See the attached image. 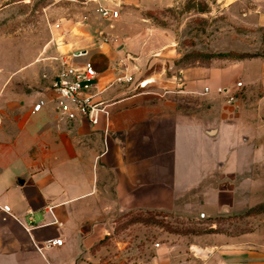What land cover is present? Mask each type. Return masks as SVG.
<instances>
[{
  "label": "crops",
  "instance_id": "0c3cea01",
  "mask_svg": "<svg viewBox=\"0 0 264 264\" xmlns=\"http://www.w3.org/2000/svg\"><path fill=\"white\" fill-rule=\"evenodd\" d=\"M82 1V6L95 5L94 13L98 6L116 10L107 0ZM134 6L113 21L123 27L110 37L98 38L95 18L91 31L87 23L93 17L85 23L81 10L59 22L64 36L55 58L85 53L76 62L92 63L93 92L113 103L97 126L59 114L53 92L57 60L45 92L0 95V264H106L97 245L109 234L115 212L117 218L152 211L182 222L205 214L201 220L209 232L162 231L147 264H264V234L229 229L242 225L258 206L263 177L257 178L254 169L264 160L262 135L234 110L210 100L223 96L204 94L217 76L216 60L201 69L177 65L173 35L142 23ZM259 24L264 27V18ZM260 64L241 60L238 72L253 80ZM121 73L136 81L151 78L154 85L123 94L111 85ZM39 101L43 108L32 113ZM53 239L62 240V246L39 253L32 245V240ZM191 247L202 254L211 251L196 258Z\"/></svg>",
  "mask_w": 264,
  "mask_h": 264
},
{
  "label": "rangeland",
  "instance_id": "374dc122",
  "mask_svg": "<svg viewBox=\"0 0 264 264\" xmlns=\"http://www.w3.org/2000/svg\"><path fill=\"white\" fill-rule=\"evenodd\" d=\"M109 8L122 11L134 5L129 0H107ZM149 5L134 8L142 23L170 32L175 49L180 53L177 65L203 68L216 60L217 76L210 87H232L242 81L245 87L237 93L234 107L222 97L210 100L220 108H229L258 128L264 139V0H147ZM95 5L54 4L52 0H8L0 5V95L5 99L17 95L32 96L45 92L47 77L54 73L57 39L64 36L54 26L72 11L81 10L83 20L93 31L97 22L100 37H110L122 22L102 20L94 13ZM61 43V42H60ZM62 44V43H61ZM62 52H67L62 48ZM260 61L258 75L253 80L239 73L241 60ZM55 63V64H54ZM233 71V76L229 72ZM154 85V84H152ZM206 87V86H205ZM40 97V96H39ZM6 104V102H4ZM263 142H259L262 145ZM255 176L263 177L258 194V206L252 217L233 232L264 234V160L256 164ZM262 203V204H261ZM204 211H207L204 209ZM201 215V214H200ZM205 220L178 221L168 212H133L110 221L109 234L97 246L106 264H147L152 259V247L162 231L182 236L205 234ZM227 231L225 228H220ZM256 232V233H257Z\"/></svg>",
  "mask_w": 264,
  "mask_h": 264
},
{
  "label": "built area",
  "instance_id": "2783aa9c",
  "mask_svg": "<svg viewBox=\"0 0 264 264\" xmlns=\"http://www.w3.org/2000/svg\"><path fill=\"white\" fill-rule=\"evenodd\" d=\"M54 4H86L82 0H52ZM91 1V0H90ZM96 14L105 21H115L119 19L120 13L117 10H111L102 6H98L95 9ZM55 29L61 28L60 24L54 26ZM64 34V33H63ZM85 53L79 52L77 54H63L58 58H55L59 62V72L53 83V92L55 95V101L57 102V109L60 115L71 122H87L92 127L97 126L100 123L102 116L108 117L109 107L112 106V102L101 101L97 98L98 94L93 92L96 80L97 72L94 69L92 63L88 60L82 64L76 62L77 58L85 56ZM150 78L135 80L134 75H127L121 73L116 75L111 85H116L122 89L123 94L126 91L138 92L140 90L148 89L154 80L145 84V81ZM244 87L242 81L235 84L234 87H205L204 94H210L212 92L217 95H221L226 100L227 104L235 105L237 102V93ZM43 101H39L33 106L32 113H38L43 108ZM4 212L9 215L11 209L8 206L3 207ZM205 214H201L200 218L205 219ZM25 230L30 233L31 226H24ZM63 242L60 239L48 240L45 242H36L32 240V245L36 251L43 253L46 249L54 246H62ZM156 247L159 245L156 244ZM192 254L197 258L193 247H191ZM181 264H190V262L184 261Z\"/></svg>",
  "mask_w": 264,
  "mask_h": 264
},
{
  "label": "water",
  "instance_id": "95a60500",
  "mask_svg": "<svg viewBox=\"0 0 264 264\" xmlns=\"http://www.w3.org/2000/svg\"><path fill=\"white\" fill-rule=\"evenodd\" d=\"M213 132V131H212ZM193 250H194V252H195V254L197 255V257H203L204 256V254L205 255H208L209 253H210V249H205L203 252H204V254H202L200 251H198V250H196V249H194L193 248Z\"/></svg>",
  "mask_w": 264,
  "mask_h": 264
},
{
  "label": "bare ground",
  "instance_id": "6f19581e",
  "mask_svg": "<svg viewBox=\"0 0 264 264\" xmlns=\"http://www.w3.org/2000/svg\"><path fill=\"white\" fill-rule=\"evenodd\" d=\"M60 36H61V35H60ZM57 40H58L59 45H61L60 42H62V40H63V36L59 37V39H57ZM151 81H153V79L150 78L149 80L145 81V84H147L148 82H151Z\"/></svg>",
  "mask_w": 264,
  "mask_h": 264
},
{
  "label": "trees",
  "instance_id": "16d2710c",
  "mask_svg": "<svg viewBox=\"0 0 264 264\" xmlns=\"http://www.w3.org/2000/svg\"><path fill=\"white\" fill-rule=\"evenodd\" d=\"M256 208H254L252 211H251V213H253V211L255 210ZM205 233H207V232H209L208 230H205L204 231Z\"/></svg>",
  "mask_w": 264,
  "mask_h": 264
}]
</instances>
